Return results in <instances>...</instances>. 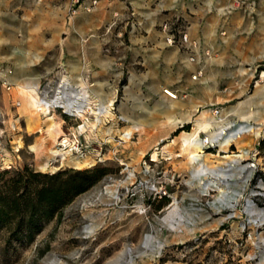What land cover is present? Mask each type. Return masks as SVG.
<instances>
[{
  "label": "rangeland",
  "instance_id": "obj_1",
  "mask_svg": "<svg viewBox=\"0 0 264 264\" xmlns=\"http://www.w3.org/2000/svg\"><path fill=\"white\" fill-rule=\"evenodd\" d=\"M95 1L66 0L65 7L44 9L42 0H0V100L14 92L27 95L12 75L22 76L28 67L48 71L33 93L37 97L31 114L39 132L26 136L21 123L12 121L17 117L13 114L16 99H9L7 113L0 112V171L23 166L48 174L104 169L93 185L45 222L30 243L18 239L0 247V264H264V147L252 159L236 151L234 144L218 145L229 136L225 125L239 123L228 121L210 128L206 114L210 106L203 91L186 86L183 77L201 79L200 69L189 66L201 63L210 53L188 37L195 48L167 44L162 25H169L174 34L176 30L186 33L182 18L173 16L160 24L166 60H147L145 88L131 92V104L122 107L131 116L129 123L112 116L113 102L103 115L102 108L93 109L98 118L84 117L90 104L73 111L79 96L72 93L68 98L64 82L54 76L63 68L62 27L79 19L81 11L85 13ZM235 1L241 5L234 6ZM255 5V0H229L219 6L224 16L240 11L250 20ZM131 14L127 10L124 16L117 11L110 18L99 16L105 20L98 33L101 66L141 68L140 61L120 56L129 51ZM43 36L51 39L46 50L41 45ZM254 48L253 43L244 46V63L235 64L222 77L228 86L226 104L257 97L264 106V58L252 55ZM175 50L185 53L182 61L174 60ZM114 54L119 58L113 60ZM167 88L176 92V98L163 94ZM56 90L64 111L44 110L39 100L44 98L51 105ZM212 110L217 115L218 110ZM47 117L52 119L44 121ZM60 119L65 121L64 129ZM259 121L264 123L263 118ZM49 124L56 132L49 130ZM77 126H81L79 140L86 147L84 156H52L58 150V137L75 132ZM26 127L31 129L29 120ZM124 128L131 129L129 140L117 137ZM252 131L264 136V127ZM212 134L216 137L211 138ZM182 136L194 137L196 143L203 136L214 142L200 150L182 148ZM189 152H198L201 159L189 164Z\"/></svg>",
  "mask_w": 264,
  "mask_h": 264
},
{
  "label": "crops",
  "instance_id": "obj_2",
  "mask_svg": "<svg viewBox=\"0 0 264 264\" xmlns=\"http://www.w3.org/2000/svg\"><path fill=\"white\" fill-rule=\"evenodd\" d=\"M227 2L229 0H96L91 7L86 9L85 13L81 11L79 19L68 21L62 27L64 31L59 44L62 49L60 59L63 68L58 70L54 76L64 82V92L68 98L74 93L75 96L82 99V103L90 104L84 117L98 118L97 113L93 110L94 107L102 108L103 115L113 102L112 116L118 115L121 120L129 123L131 116L122 107H128L131 104V92H140L145 88L147 60L155 62L166 60L162 49L165 47L164 33L159 29L160 24L173 16H179L186 23L187 37L198 41L201 49L208 50L210 53V56L203 58L201 63H192L194 67L189 66V69L194 71L197 68L200 69L198 77L201 79L193 81L183 77V80L187 82V87L203 91L207 104L210 106L206 110V114L209 116V127L215 128L219 124L233 121L238 122L239 125L250 124V131L260 129L264 127V123L259 121L261 118L264 119V106L259 103L257 97L235 101L234 104H226L229 103L224 98L225 93L228 92V86L223 84L222 77L227 76L230 71L228 69L235 64L244 63V53L242 52L244 46L249 47L253 43L255 48L252 55H255L256 58H264V0H255L256 5L250 20L240 11H232L226 16L222 15V8L219 5ZM66 4V0H42L40 5L44 9H50L57 5L65 7ZM127 10H131L132 13L128 32L129 51L120 56L127 55L128 59L138 60L142 66L139 69L105 68L100 64L101 48L98 36L99 28L105 24V20L99 19V16L110 18L115 11L124 16ZM46 32L44 31V33ZM41 45L43 50H46L51 46V39L43 36ZM174 53L175 57L173 58L176 62L183 60L184 52L178 53L175 50ZM246 57L251 58L249 55ZM118 58L116 54L113 55V60ZM47 73V70L37 71L28 67L27 72L22 76L17 74L16 77H13L12 75V81L21 82L27 95L14 92L11 97L6 96L0 100V112L7 113L9 99L11 102L16 99L13 114L17 117L12 121L21 123L26 136L39 132L38 127H35L37 120L31 114L35 97H37L33 96V93H35L34 89L40 77ZM117 92H119V96H117ZM123 102L126 105H123ZM214 108L218 110L217 115L212 110ZM48 114L49 111L46 115ZM141 114L139 112L138 116ZM6 119L8 120V118H4V120ZM51 119V117H47L44 121ZM27 120L30 121L31 129L29 130L26 127ZM138 122L141 123V120ZM60 123L64 129L62 124H65V121L60 119ZM42 124L39 123V126ZM49 126L51 127L49 130L56 132L52 128V124L47 127ZM133 130H138V128L134 126ZM250 131L238 133L232 139L229 138L230 136H226L218 145L223 147L234 144L235 150L240 151L242 155L250 154L252 159L257 158L260 154L258 141L264 139V136ZM131 134L130 128H124L118 132L117 137L129 140ZM210 137L215 138L216 135L212 134ZM184 141H186V147ZM194 141H196L194 137L182 136V148L193 147ZM237 144H245L246 147L238 149ZM191 155L189 152V158ZM238 155L237 153L236 156ZM187 162L193 164L191 161ZM261 209H264V203Z\"/></svg>",
  "mask_w": 264,
  "mask_h": 264
},
{
  "label": "trees",
  "instance_id": "obj_3",
  "mask_svg": "<svg viewBox=\"0 0 264 264\" xmlns=\"http://www.w3.org/2000/svg\"><path fill=\"white\" fill-rule=\"evenodd\" d=\"M263 147L264 139H260L258 148ZM103 173L99 167L50 174L26 166L0 171V247L18 239L30 243L45 222Z\"/></svg>",
  "mask_w": 264,
  "mask_h": 264
},
{
  "label": "built area",
  "instance_id": "obj_4",
  "mask_svg": "<svg viewBox=\"0 0 264 264\" xmlns=\"http://www.w3.org/2000/svg\"><path fill=\"white\" fill-rule=\"evenodd\" d=\"M239 5H241V4L238 1L234 2V6H239ZM168 28H169V25H167L165 23L162 25V29L164 31H166L165 41L167 42L168 45H172L175 43L177 45V47H183L187 50L195 48L196 43L190 41L187 38L185 31L176 30V33L174 34V33L170 32V29H168ZM175 38L177 39V42H175ZM189 60H192V57H190ZM191 78L193 79V78H195V76L191 75ZM2 84L4 85V87L8 88V84L6 81L2 80ZM162 92L166 97H168L170 99L176 98V92H174L168 88L163 89ZM53 100L54 101L51 105L48 102H46V100L44 98H41V100H39V102L41 104H45V106L47 107L48 110H49V107H51V108H60L61 111H64L63 109H64L65 105L62 102V97L59 95V90L55 91V93L53 95ZM75 107L77 109L73 110L74 112L75 111L78 112L82 107H84V104L82 103V99H80V101L76 103ZM78 108H80V109L78 110ZM94 109L98 110L96 107H94ZM80 127L81 126H77L76 127L77 129L75 132H69L65 136H64V134L59 136L58 137L59 141L57 142V149L60 150L61 152H63L64 154L65 153L66 154H75L77 157H83L85 152H86V147L79 140V136L82 133V131L79 130ZM223 129H224V131L227 130V133H229L228 134L229 136L234 137L235 135H238V133L250 131L251 125L245 124V123L240 124V125L239 124L235 125L234 123H230L229 125L226 124ZM213 142L214 141L212 139H209V138L203 136L200 139L199 143L201 144L202 147L207 148V147L212 146ZM63 155L61 156V158L64 157Z\"/></svg>",
  "mask_w": 264,
  "mask_h": 264
},
{
  "label": "bare ground",
  "instance_id": "obj_5",
  "mask_svg": "<svg viewBox=\"0 0 264 264\" xmlns=\"http://www.w3.org/2000/svg\"><path fill=\"white\" fill-rule=\"evenodd\" d=\"M40 106H42V107H44L43 109L45 110H48L47 109V107L45 106V104H41L40 103ZM41 109H38V111H40ZM184 143V146L186 147L187 146V144H186V141H184L183 142ZM221 146V145H220ZM193 147H196L197 149H201V144L200 143H196L195 142V144H193ZM201 153V152H200ZM64 153L63 152H61L60 150H55V151H53L52 152V156H59V155H63ZM189 160L192 162V163H194V162H196V161H199L200 160V154L198 153V152H196V153H192V155L190 156V158H189ZM190 164V163H189ZM199 166V165H198ZM198 167H196V169H197ZM55 169V168H54ZM178 226H180V224H178Z\"/></svg>",
  "mask_w": 264,
  "mask_h": 264
}]
</instances>
